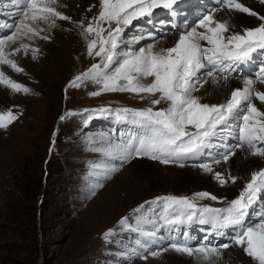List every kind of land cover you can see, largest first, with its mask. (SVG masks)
<instances>
[{
  "label": "snow or ice",
  "instance_id": "1",
  "mask_svg": "<svg viewBox=\"0 0 264 264\" xmlns=\"http://www.w3.org/2000/svg\"><path fill=\"white\" fill-rule=\"evenodd\" d=\"M197 2L198 0H100L101 10L99 17L95 18L98 23L94 27L89 22L85 28L83 23L75 24L69 15L57 11L55 0H7L0 4V8L17 9L12 15L18 18L22 15L23 18L15 25V31L0 37V65H8L16 72H23L24 69L18 67L16 60L11 57L23 51L24 55H30L32 60H37L39 48H31L24 43L17 47L18 34L23 30V36L28 39L39 37L49 40V35H41L46 28H41L40 25L56 28L55 19L58 17L62 21L73 23L83 32L94 33L95 38L88 44V54L92 56L98 45L99 50L94 55L101 58V63L92 64L87 72L75 76L67 87L79 88L83 82H92L101 86L99 91L91 93L92 96H98L101 92L159 94V99L152 101L153 105L159 104L161 100L169 102L166 109L155 111L152 107H102L86 109L83 113L68 111L59 117L60 121H65L70 117L86 115V127L95 118L114 116L117 123L130 125L135 129L126 138H119V142L111 136L101 137L96 141L99 147L94 150L103 154L105 163L102 166L94 162V167L100 170V176L104 180L134 159L150 158L163 164H180L182 167L188 162L197 161L201 156L210 154L205 152L206 149L217 146L213 143L214 138L222 137L229 131V120H242L238 142L234 145H220L223 148L221 159H214L213 162H228L231 156L236 155L237 150L264 160V111L258 110L252 102L254 79L244 80L243 87L232 90L230 97L222 103L203 102L208 93L199 94L209 78L212 83L219 82L226 87L232 78L229 74L240 75L242 66L257 60L258 74L255 79L264 84V22L256 27L243 29L241 34L239 30L215 19L212 11L208 10L207 14L201 13L202 18H198L196 26L190 30L174 26L179 35L171 47L154 50V45L148 43L146 47L140 46L138 50L132 47L120 50L124 42L123 33L134 21L143 19L151 24L155 10L163 9L170 15H175L181 5ZM214 4L235 9L251 17L258 16L257 12L237 0H214ZM193 10L198 11L195 8ZM258 19L264 21V15H260ZM105 23L107 28L103 26ZM113 23L115 27H112ZM158 23L162 28L166 24L163 20ZM198 28L203 31H198ZM147 36L151 38L153 34L149 33ZM143 38L133 39L138 44ZM6 48L11 51L6 52ZM0 84L10 87L16 93L30 92L28 87L5 77L2 71ZM255 95L264 102V91L255 92ZM13 119L15 117L11 111L0 112V129H6ZM198 167L206 173L213 172L209 163H200ZM214 176L221 186L227 184L221 171H216ZM236 179L231 176L233 183ZM101 186L102 183L97 181L90 189L91 194H95V187ZM196 196L210 198L212 201L218 199L208 191L199 192ZM261 196H264V168L252 171L238 197L223 208L198 207L188 197H157L152 203L162 210L161 218L170 232L175 233L180 226L197 219L202 224H208L220 235H224V230L231 228L233 235L223 244L212 245L208 237H204L203 244L190 246L186 239L176 240L174 236L157 235L153 230L143 234V243L140 240L136 243L143 252L155 245L159 251H151L153 257L175 251L189 257L200 253L205 260L217 254L220 249L228 250L238 246L247 256L258 260L259 264H264V214L260 215L255 227L246 223V218L251 214L250 210ZM143 207L144 205L140 206ZM152 211L155 212L156 209ZM127 219L122 218L121 223H125ZM111 234L112 231L109 230L105 236ZM187 235L185 232L184 236Z\"/></svg>",
  "mask_w": 264,
  "mask_h": 264
},
{
  "label": "rangeland",
  "instance_id": "2",
  "mask_svg": "<svg viewBox=\"0 0 264 264\" xmlns=\"http://www.w3.org/2000/svg\"><path fill=\"white\" fill-rule=\"evenodd\" d=\"M57 2V11H62L59 5L66 9L69 6L62 0ZM80 2L75 1L77 8H81ZM87 3L90 6L85 5V10L78 12L76 17L70 16L75 24L83 23L85 28L89 22L93 26L96 25L93 20L98 9H101L100 0ZM262 5V8H257L264 12V4ZM239 14L244 16L247 26L256 22L255 17ZM56 19L59 21L58 17ZM63 23H66L61 25L64 31H58L54 38L50 34L49 40L39 37L28 39L23 36V30L18 34L19 37H26L22 43L25 42L24 44L31 48H39L36 60L39 69L36 78L30 77L31 72L20 62L19 55L23 56V51L16 53L15 58L11 57L16 60L18 67L24 69L23 72H16L8 65H0L5 77L10 75L14 81L22 80L21 84L30 89L29 93L20 94L0 84L1 88L18 94L14 103L15 95H12L11 103L6 104L7 108H0V112L11 111L16 115L6 129H0V264H178L175 261L173 263L165 253L153 257L150 253L156 249L151 248L143 252L136 243L137 240L143 243V234L149 232L150 224L151 231L154 230L155 223L164 225L157 219V216L162 217V210L152 202L157 197L167 195L188 197L197 203L198 207L223 208L228 206L232 199L237 198L244 187L240 180L233 183L231 179V191L220 184H213V187L198 185L197 189H193L195 186L189 184L177 185L172 178L174 175L170 172V179L165 172L169 169L174 172L181 167L180 164H163L150 158L145 160L160 167L166 174L158 183H150L148 178L140 175L131 180L134 185L127 184L125 179H128V176L122 174L121 169V172L112 173L106 180L102 179L100 171L94 167V162L103 166L105 158L102 153L94 150L99 147L96 141L101 137L111 136L119 142V138H126L135 129L130 125L118 123L116 130L117 122L114 116L93 119L95 123L99 122L91 126L88 124L87 129L84 126L86 115H77L65 121H60L59 117L68 111L83 113L84 111L75 110L102 107L115 109L122 104V107L134 109L152 107L155 111L166 109L169 102L161 100L159 104L153 105L152 101L159 99V94L101 92L98 96H92V92L100 89V85L92 82H83L79 88L67 87L70 78L77 76L76 73L90 61L101 63V58L94 55L95 51L99 50L98 45L92 56L88 54L87 44L89 39L95 37L94 33L85 32L86 34L82 35L80 28L72 31L69 21ZM40 27L46 26L41 24ZM107 27L108 25L105 28ZM136 28L137 26H134V29ZM15 30L13 26L12 32ZM41 35L48 33L44 31ZM104 35L106 37L107 32ZM123 37L129 40L128 35ZM44 41L50 46H42ZM121 47H125L124 43ZM5 51L8 52L9 49L6 48ZM245 77L250 78L241 76ZM100 104L102 106L93 107ZM89 105L92 107L89 108ZM219 139L217 137L213 143L221 145L216 142ZM225 143L230 145L228 140ZM214 148L207 150L212 151ZM235 159L234 157L232 161ZM201 160L202 156L197 162ZM213 161L211 158L210 161L200 163ZM194 163L195 161L188 162L185 165ZM97 177L102 186L95 187L93 195L90 189L97 183ZM137 183H142V186ZM202 191H208L218 199L212 201L210 198H197L196 194ZM141 205L144 207L140 208ZM152 209L156 211L153 212ZM254 211L253 206L251 214L246 218L247 225L253 227L259 222L253 217ZM122 218L128 219L121 223ZM196 221L198 220L194 219V223ZM209 227L208 225L207 228ZM109 230L112 234L106 237L105 234ZM156 232L158 235V230ZM217 236L224 238V235L219 233ZM199 241L200 238H197L196 245ZM222 241L224 239L215 245L223 244ZM234 247L236 246L228 250L220 249L208 260L204 259L203 254L196 253L197 258L193 257L191 261L187 258V262L181 264H259L258 260L245 253L247 260L251 259L250 262L230 254Z\"/></svg>",
  "mask_w": 264,
  "mask_h": 264
},
{
  "label": "bare ground",
  "instance_id": "3",
  "mask_svg": "<svg viewBox=\"0 0 264 264\" xmlns=\"http://www.w3.org/2000/svg\"><path fill=\"white\" fill-rule=\"evenodd\" d=\"M62 1H63V3H67L69 5L67 9H66V7L63 8L61 5H59V7L62 9V11L69 16H75L76 17V14L78 12L85 10V5H89V3H87V2L91 1V0H62ZM75 1H81L80 2L82 5L81 8L76 7ZM252 1L249 0V2H251L252 5L254 4L255 7H261L262 8L263 5L260 4L259 1H257V0H252ZM55 6H56V8H58L57 7L58 6L57 0H55ZM63 12H62V14H64ZM221 14L224 17V23H226V25H229L234 30H239L240 32H242L243 29L248 27L244 23V19H243L244 16L239 14V13H234V11H225ZM153 17H152V20H153ZM63 24H66V23H63V21L59 19V21H56L57 27L56 28L45 27L46 32L48 33V35L52 34L53 38H54L58 35V31H62L61 27L64 26ZM69 25L71 26L72 31L75 29L77 30V27H75L73 23L70 22ZM130 27L131 26H129V28ZM134 30H135V32H131L130 34H128L129 40L125 39L126 46L132 47L134 50H138V48L140 46L146 47L148 43H152L154 45V50H158L160 48L171 47L174 45V41L176 38H178V35H179V33L176 32V30L169 29V30H167V32H164L163 30L160 29V27H156L154 31H151V29H148V30H144L141 33H140V30H141L140 26H137V28ZM79 32L82 35L86 34L81 29L79 30ZM149 32L151 34H153V36L151 38L147 36V34H149ZM141 36H143L144 39L140 40L138 44L135 43L133 38H138ZM25 39H26V37H19L18 36V42H17L16 46H19L22 43V41ZM201 43L204 44L205 42H201ZM41 44H42V46L43 45H49V43L48 42L46 43L45 41ZM9 51H11V50L9 49ZM19 59H20L21 64H23L29 70V72H31L30 77L36 78L38 75L37 70L39 69V68L37 69V65H39L37 63V61L32 60L31 57H26V55H23V56L19 55ZM229 75H231V74H229ZM231 76H232V78L228 81L226 87L223 86L222 84H220L219 82H217L215 84L212 83L211 78H209V82L204 85V87L201 89V92L199 94L203 95L205 92H207L208 95L204 96V100H206L208 103L209 102L210 103L225 102L226 99H228L230 97V93L232 90H234L237 87H243L244 80L249 79V77L241 78V76H236V75H231ZM242 77H244V76H242ZM27 82H28V80H27ZM255 84H257L256 86H258L259 83L254 82V85ZM20 94H22V93H20ZM12 95L13 96L15 95V98L13 100V103H14V101L17 99L18 94H14V93H12L11 90L4 89L3 87L2 88L0 87V108H5V109L7 108L6 104L11 103V100H12L11 96ZM85 128L87 129V127H85ZM225 144H227V143H225ZM234 157L236 159H235V161H232V159ZM200 159H201V157H200ZM197 161H195L194 164H189V165H185L183 167L182 166L178 167L174 172H172L169 169L165 173L167 174V176H169V174L171 172L174 175L172 178L176 181V183H178L177 185L184 183V184L193 185V186H195L193 189H197L198 185H203V186L211 185L212 186L214 184V185L218 186L219 182L215 180L214 174L216 171H221L224 174L225 179L227 180V184L224 186V188L226 190L231 191L232 190V185H231V181H230L231 176H235L237 178L236 180H240L241 184L244 187L245 184L247 183V181L250 179L252 171H256V170H260L261 168H264V160H262L261 158H258V157H252L251 155L245 153L244 151H240V150H237L236 155L230 157V159H229L230 162L229 161L223 162L221 160V164H220L221 166L220 167L218 166L219 164H215L214 162H211V163L209 162V164H211L213 167L212 173H206L203 169L198 167L200 161L199 162H197ZM121 171H122V174L128 176V179L127 178L125 179V181H126L125 183L133 184V185H134V182L132 183L131 180L134 177H138L140 175H143L146 178H148L150 183H158L161 181V179L166 177L165 176L166 174L161 170L160 167L152 165V162L145 160L144 158L143 159H134L131 163H129L128 165L121 168ZM170 179H171V177H170ZM137 185L142 186V183H137ZM128 186H130V185H128ZM259 202L260 201L258 200L257 203H259ZM192 223H194V220L191 223H188L187 225H182V227L180 226L182 229L180 231L181 236L184 235L185 232H187L188 235L186 237L185 236L184 237L188 240L189 243H194V240H195L197 233L199 231H203L204 233H206L208 240L210 242H213L212 239H214V240L215 239L222 240L225 238L229 239L233 235V232L230 233L228 230H224V232H226V234H224V238H223L222 236H217L218 232L213 228L209 227L207 229H204V228L196 229V227H194ZM179 229L180 228L176 229V231H179ZM191 231H194L195 233H192ZM165 232L169 236L176 237L175 236L176 233L170 232L168 226L166 227ZM189 233H191V234H189ZM193 235H195V236L193 237ZM230 254H234V256H237L238 258H240L246 262H250L249 260H251V259L247 260L248 257H246V255L244 254L242 248H240L238 246L232 248ZM165 255L173 263L175 261L178 264H181L182 262L183 263L187 262L186 261L187 258H188V261H191V258L196 257V254L192 257H189L186 254L176 253L175 251H168L167 253H165Z\"/></svg>",
  "mask_w": 264,
  "mask_h": 264
},
{
  "label": "flooded vegetation",
  "instance_id": "4",
  "mask_svg": "<svg viewBox=\"0 0 264 264\" xmlns=\"http://www.w3.org/2000/svg\"><path fill=\"white\" fill-rule=\"evenodd\" d=\"M145 159V158H144Z\"/></svg>",
  "mask_w": 264,
  "mask_h": 264
}]
</instances>
